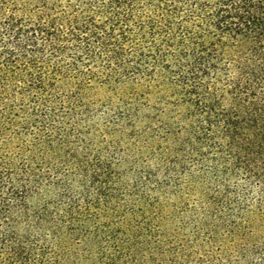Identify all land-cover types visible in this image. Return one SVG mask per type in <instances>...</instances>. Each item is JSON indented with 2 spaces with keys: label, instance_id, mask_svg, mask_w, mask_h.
<instances>
[{
  "label": "trees",
  "instance_id": "16d2710c",
  "mask_svg": "<svg viewBox=\"0 0 264 264\" xmlns=\"http://www.w3.org/2000/svg\"><path fill=\"white\" fill-rule=\"evenodd\" d=\"M142 139L212 161L183 237ZM0 264H264V0H0Z\"/></svg>",
  "mask_w": 264,
  "mask_h": 264
},
{
  "label": "rangeland",
  "instance_id": "374dc122",
  "mask_svg": "<svg viewBox=\"0 0 264 264\" xmlns=\"http://www.w3.org/2000/svg\"><path fill=\"white\" fill-rule=\"evenodd\" d=\"M154 144L145 142V139L139 142L124 141L121 143V149L128 160L121 167L122 170H126L123 177L125 182L131 184L137 176L142 175V180L147 183L141 184L140 188L146 197V201H140V206L143 207L141 214L151 216L154 222L159 221L164 234L165 232L172 234L174 230L179 229L178 235L183 237L181 224H189L185 229L187 233L199 227V223H195L194 220L199 221L201 217V213L200 215L198 213L201 205L200 194L216 186L212 185L213 181L209 176L205 177L202 174L203 172L207 174L212 170L210 169L212 161L208 159L202 162L200 157L181 160L178 167L168 165L171 173H167L166 164L158 162L156 157V147H159V143ZM131 166H133L132 169H130ZM198 171L201 172L197 173ZM190 173L194 175L190 176ZM157 211L158 214H155Z\"/></svg>",
  "mask_w": 264,
  "mask_h": 264
}]
</instances>
